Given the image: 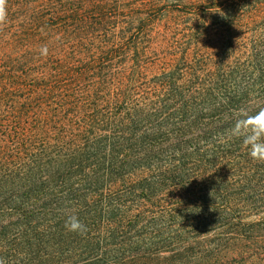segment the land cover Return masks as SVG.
Returning <instances> with one entry per match:
<instances>
[{"label":"trees","instance_id":"1","mask_svg":"<svg viewBox=\"0 0 264 264\" xmlns=\"http://www.w3.org/2000/svg\"><path fill=\"white\" fill-rule=\"evenodd\" d=\"M257 105L264 0H7L0 259L173 264L256 237L264 163L229 129Z\"/></svg>","mask_w":264,"mask_h":264},{"label":"rangeland","instance_id":"2","mask_svg":"<svg viewBox=\"0 0 264 264\" xmlns=\"http://www.w3.org/2000/svg\"><path fill=\"white\" fill-rule=\"evenodd\" d=\"M255 26H260V22L255 21L251 25L253 28ZM258 210L249 213L246 219L248 225L254 226L256 237L233 241L227 245H211L208 248L209 255L190 256L173 264H264V207ZM29 260L20 259L13 264H35V261Z\"/></svg>","mask_w":264,"mask_h":264},{"label":"clouds","instance_id":"3","mask_svg":"<svg viewBox=\"0 0 264 264\" xmlns=\"http://www.w3.org/2000/svg\"><path fill=\"white\" fill-rule=\"evenodd\" d=\"M7 20V0H0V25ZM232 127L229 137L241 139L243 146L248 150L249 156L264 163V105H257L253 112L248 107H239L233 110ZM65 228L77 234H85L87 226L75 214L68 215ZM0 264L5 262L0 259Z\"/></svg>","mask_w":264,"mask_h":264}]
</instances>
